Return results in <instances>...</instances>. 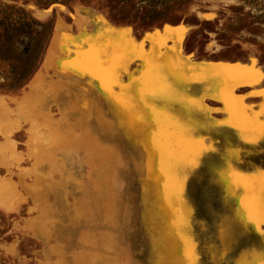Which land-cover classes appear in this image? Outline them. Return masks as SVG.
I'll list each match as a JSON object with an SVG mask.
<instances>
[{
    "label": "rangeland",
    "instance_id": "obj_1",
    "mask_svg": "<svg viewBox=\"0 0 264 264\" xmlns=\"http://www.w3.org/2000/svg\"><path fill=\"white\" fill-rule=\"evenodd\" d=\"M78 7L100 12L98 14L110 24L131 27L132 35L138 41L144 32L160 29L162 33L164 25H176L177 12H187L191 16L199 13L198 17L204 20L213 19L215 14V21L205 23L204 27L212 32V28L219 24L222 25L220 30L227 25L244 30L241 34L245 37L243 40L231 35L232 39L243 44L212 43L207 46L206 54H196L198 58L194 56V60L188 56L191 53L189 45L186 44V51H182L180 42L181 54L189 61L193 59L191 62L194 63L212 60L214 63L238 62L237 59L245 58L242 61L244 65L248 61L247 64L263 71L258 66L264 67V0H0V36H13V41L8 39L12 45L6 57L0 54V264H58L59 259L61 264H92L89 258L93 256H99L94 264H140L134 241L129 237L139 222V200L131 199L138 187L132 185L129 176L132 167L129 154L119 144L103 139L96 127L78 126L75 119L64 125L62 108L59 111L52 105L48 113L42 112L47 114L46 117L37 119L35 125H40L41 135L46 136L48 133L42 124L48 122L50 129L57 131V140L53 142L54 148L47 152L46 157L42 155L41 162L36 165L31 148L36 140L30 131L31 124L22 118L11 101L14 98L19 100L23 93L30 91V81L37 74L68 82L65 75H57L47 66L46 57L50 40L58 31V19L75 32L72 15H76ZM46 11L49 13L40 17L35 15ZM174 32L177 31L174 29ZM247 35L256 38H247ZM224 37L220 34L217 39ZM170 42H166L167 47L172 46ZM147 44L144 42V51ZM239 48L242 50L237 51ZM214 50L219 54L207 57ZM131 66L128 73L137 76L140 62ZM200 71L193 73V78L197 74V80L203 79ZM127 75L121 77L123 82ZM262 79L260 84L264 85ZM72 81L82 101L87 104L84 108L87 114L93 106L101 110L103 97L97 82L77 76ZM232 92L249 106L248 114L261 113L262 98H254L241 87ZM212 94L215 96V91H210L205 97V105L219 110L210 112V118L224 120L227 113L221 102L211 99ZM104 113L108 114V111L105 109ZM260 117L259 114L258 119L264 120ZM204 139L207 144L208 136L205 135ZM38 143H47V140L40 138ZM60 144L63 145L59 147ZM225 145L222 138L216 140L215 150L204 156L198 168L187 176V196L195 206L191 229L196 241L198 264H238L242 259L261 258L264 251V237L249 235L233 218V202L224 192L220 180ZM257 155L263 156L264 150ZM260 169L264 191V166ZM36 173L41 178L39 187L42 188L38 209L26 191V187L35 180ZM75 190H79L78 193ZM31 222L44 223L46 235L43 239L35 237ZM257 226L264 232V226ZM84 237H88L94 246L84 243Z\"/></svg>",
    "mask_w": 264,
    "mask_h": 264
},
{
    "label": "bare ground",
    "instance_id": "obj_2",
    "mask_svg": "<svg viewBox=\"0 0 264 264\" xmlns=\"http://www.w3.org/2000/svg\"><path fill=\"white\" fill-rule=\"evenodd\" d=\"M59 9L63 11V8ZM48 13L49 11H46V13L38 12L35 15L40 17ZM98 13L78 7L76 9V15H72V22L76 24L74 33L71 28L62 23L60 19L57 21L58 31L55 32L50 40L46 63L55 74L65 75L68 82L53 80L51 77L37 74V76H34L30 81V91L28 93H23L22 98L19 100H17V98L11 99L22 118L27 119L31 124L30 131L36 140V142L31 145L33 155L36 158V165L41 162L42 155L46 157L47 152L54 148L53 142L57 140V131H52L48 122L42 124L43 128H45L48 133L46 136L41 135L40 125H35L37 119L46 117L47 114L45 113L44 116L42 112L46 111L48 113L49 106L55 105L59 111L62 108L60 112L63 111L61 120L64 121V125L70 119H75L78 126L96 127L103 139L119 144L120 147L129 154L132 161L129 176L132 178V185L138 188L132 194L131 199L139 200V222L129 237L134 241V246L137 251L136 257L140 261V264H181L182 261L187 259L184 255L186 242H191L193 245L194 264H198L196 241L191 229V224L195 220V206L187 196L186 181L188 174L198 168L202 158L215 150L216 140L222 138L226 141L227 145H225V158L221 165L220 180L224 192L233 202V218L249 235L262 237L259 227L251 221L246 220V218H242L240 213L243 208L242 201L245 198L252 201L255 206H258L261 200H264V191L261 188L262 173L260 169L261 166H264V155H257V153L262 150V142L258 141L256 144L247 143L244 131L250 122L258 129L259 124L264 123V120L258 119L260 110H258V115L248 114L243 108L245 104L239 103V101L243 102L242 97L235 95L237 93L236 91L235 94H233L232 91L233 89L240 88L238 86L240 84H245L248 87L257 86L260 88L263 82L261 73L263 71L260 72V70L255 69L252 64H247L249 63L248 61L246 65H244L245 62L242 63L241 61H217L214 63V60H212L210 62H191L194 59L193 57H191L193 59L189 61L187 57L181 54L180 40L177 38L180 33L176 32L178 35L175 36L176 33L171 25H165L168 31H165V26H163L162 33H160V29L158 28L159 31L156 30L151 33L146 32L143 38L138 41L136 37L134 38L132 35V31L127 34L122 31H114V29H120L126 26L119 25L118 23L110 24L111 22L108 23ZM77 17L80 19H77ZM90 26L93 28L89 29ZM146 35L149 36L148 40H145ZM184 35L186 38L187 34ZM133 41H135V43H132ZM167 41L172 42H170L172 44L171 47L166 46ZM144 42L148 43L146 51H144L143 48ZM184 42L181 44L184 45ZM71 47L73 48L72 50L70 49ZM183 47L182 50H184ZM97 49L102 52H107L109 55L115 54L119 57L122 54L126 57L127 72L125 75L128 73V67L129 70L133 69L131 64L133 65L135 62H140L141 67H139V73L137 76H134L136 79L142 75L141 69L146 59L154 58L157 63H162L166 66L160 74L161 82H167L169 79L178 78L194 80L195 82L188 87V92L193 99L208 97L210 91H215L216 95L213 96L212 94V96L222 103L223 109L227 113L224 120H229L230 124L213 126L211 122L218 121V119H211L210 112L205 113L200 109L199 105H196L195 109L191 111V119L194 120L197 125H206L204 127H196V135L193 136V139H202L206 146H210V150L202 152L195 158L193 163H190L184 168L182 188L177 189L166 183V177L164 173L160 171V153L155 148L152 149L151 153L146 150L149 146L144 143L147 137L134 129L130 130L127 127L120 126L121 113L111 98L106 99L102 96L103 104L101 110L93 106L89 108V115L86 110H84V108H87V104L82 101L75 83L72 81V78L76 75L73 74L71 68L80 63L91 62ZM102 58L107 59V57ZM197 61H199V59ZM221 65L228 67H220ZM198 69L201 70L200 72L204 75V78L201 80H197V74L193 78V73ZM245 69H247V73L244 72ZM258 69L261 68L259 67ZM130 73L132 74V72ZM244 76H247V79H243L242 77ZM89 78L93 80L91 77ZM253 80H259L261 84H253ZM95 81L99 86L101 82L99 80ZM121 82L127 85L129 83L128 75L126 81L123 82L121 80ZM255 90L257 89L255 88ZM114 91L116 93L120 92L118 85ZM226 101L227 103H225ZM205 103L206 102L203 100L204 105ZM206 108L210 109L209 106H206ZM105 109L108 111V114L104 113ZM171 115L174 120L178 121L184 127L190 126L189 110L177 107L173 109ZM231 124H235L237 127H232ZM205 135L209 138L207 144L205 143L206 141H204ZM40 138L46 139L47 143L39 144L38 141ZM61 145L63 144H60L59 147ZM104 148L107 150V147ZM101 150L106 151L104 149ZM64 154L66 155V153ZM47 158L49 159V156ZM54 164H56V162H54ZM45 165H47V163ZM48 167H50V165ZM63 170H65V168H63ZM50 172H52V169ZM46 173L47 171L45 174ZM233 173L235 175H232ZM40 182L41 178L36 173L33 183L26 187L28 196L37 209L42 194V188L39 187ZM79 186L81 187V185ZM73 193L75 192L73 191ZM83 197L84 195L82 198ZM39 211L41 214L42 211ZM135 215L136 213L134 212L133 218ZM85 221H87V219ZM109 221H107V223H109ZM31 223L34 225L35 237L37 239H43L46 235L44 223ZM84 243L94 246V243L89 242L88 237H84ZM260 259L261 258L255 256L250 261H259ZM98 260L99 256L89 258L92 264ZM58 264H61L60 259Z\"/></svg>",
    "mask_w": 264,
    "mask_h": 264
},
{
    "label": "snow or ice",
    "instance_id": "obj_3",
    "mask_svg": "<svg viewBox=\"0 0 264 264\" xmlns=\"http://www.w3.org/2000/svg\"><path fill=\"white\" fill-rule=\"evenodd\" d=\"M164 30L168 31L167 26ZM114 31H122L127 34L131 32V29L124 27L114 29ZM148 38L149 36L146 35L145 40ZM102 57H107V59ZM126 62L127 58L122 54L118 57L115 54L109 55L107 52L97 49L91 62L73 66L71 71L82 80L91 77L93 81L99 80L101 82L98 86L101 95L106 99L111 98L121 113L120 126L130 130L134 129L147 137L144 141L146 145H149L146 150L151 153L152 149L155 148L160 153V171L164 173L166 183L180 189L184 179V168L193 163L202 152L210 150V146H206L202 139H193V136L196 135V127L206 125H197L191 119V111L195 109L196 105H199L205 113L215 112L219 109L206 108L203 104L204 97L199 99L191 97L188 87L195 82L194 80L178 78L161 82L160 74L166 66L157 63L154 58L146 59L141 69L142 75L138 79L134 78L133 74L128 73L129 83L123 84L121 77L127 72ZM220 67L228 66L221 65ZM244 72L247 73V69ZM242 78L247 79V76ZM262 78H264V74H262ZM252 83L258 84L260 81L253 80ZM117 85L120 88L119 93L114 91ZM238 86L249 95H258L264 100V90L250 92L247 85L240 84ZM211 99H215V97H211ZM239 103L243 104L242 101ZM177 107L189 110V127H184L173 119L171 112ZM248 107V105H243L245 111ZM260 108V115L264 117V103H261ZM211 124L213 126L229 125L230 121H212ZM231 126L237 127L235 124H231ZM244 131L247 143L256 144L260 141L262 142V150H264V123H260L257 129L250 122ZM242 204L241 217L253 224L264 226V200L255 206L252 201L245 198ZM260 234L264 237V232ZM184 255L187 259L181 264H194V248L191 242H186ZM238 264H264V251H262L259 261L242 259L238 261Z\"/></svg>",
    "mask_w": 264,
    "mask_h": 264
},
{
    "label": "flooded vegetation",
    "instance_id": "obj_4",
    "mask_svg": "<svg viewBox=\"0 0 264 264\" xmlns=\"http://www.w3.org/2000/svg\"><path fill=\"white\" fill-rule=\"evenodd\" d=\"M197 14H199V13H196V15L191 16L187 12H183V11L177 12L176 13V20H175L176 25L173 26V28L177 32L180 33V35H179L180 42L183 43L185 41L184 45L182 44V47L184 46L183 49L184 50L186 49L185 48L186 44L189 45V49L191 50V53L188 54L189 57L196 56L194 58H198L197 57L198 55H196V54H199V53L206 54L207 46L209 44H212V43L213 44H217V43H225L226 44L227 43L230 45L231 44H238V45L243 44V43H241V41L232 39L231 35H234V37H236L237 39L243 40V39H245V37L241 36V34H244V30L234 29L233 26H230V25H227L225 29L220 30L219 28L222 25L219 24V25H216L215 27L212 28V30L214 32L209 31L208 29H206L204 27V25H205V23L213 22L215 19V14H214L213 19H211V20L200 19ZM218 22H220V21H218ZM130 29L132 31V34L134 35V32H133L131 27H130ZM144 33L142 34L141 39L143 38ZM184 34H187L186 38H185ZM220 34H224L225 37L223 39H217V37H219ZM189 35H190V37L188 38ZM247 38H256V37H254L252 35H247ZM221 48L229 49V47H221ZM241 50H242V48L237 49V51H241ZM217 54H219V51L214 50V51H211V53L207 57H209L211 55H217ZM237 60L242 62V61H245L246 59L241 58V59H237ZM259 67L264 72V67L258 66V68ZM263 72H261V73L264 74Z\"/></svg>",
    "mask_w": 264,
    "mask_h": 264
},
{
    "label": "trees",
    "instance_id": "obj_5",
    "mask_svg": "<svg viewBox=\"0 0 264 264\" xmlns=\"http://www.w3.org/2000/svg\"><path fill=\"white\" fill-rule=\"evenodd\" d=\"M32 23H36V22L33 21ZM12 37L13 36H9L8 34L0 36V54H2V56L4 57H6V52L8 51V49H11V45H12L11 41H13ZM8 39H11V41H8ZM18 61H21V60H18Z\"/></svg>",
    "mask_w": 264,
    "mask_h": 264
},
{
    "label": "crops",
    "instance_id": "obj_6",
    "mask_svg": "<svg viewBox=\"0 0 264 264\" xmlns=\"http://www.w3.org/2000/svg\"><path fill=\"white\" fill-rule=\"evenodd\" d=\"M259 86V85H258ZM250 89L249 90H253V92H258V91H260V90H263L264 89V85H261V87L259 88V87H257V86H254V87H249ZM255 88L257 89V90H255ZM254 96V98H260L261 99V97H259L258 95H253Z\"/></svg>",
    "mask_w": 264,
    "mask_h": 264
}]
</instances>
